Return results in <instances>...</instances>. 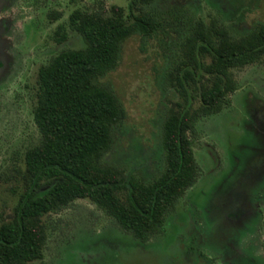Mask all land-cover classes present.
<instances>
[{
    "label": "rangeland",
    "instance_id": "1",
    "mask_svg": "<svg viewBox=\"0 0 264 264\" xmlns=\"http://www.w3.org/2000/svg\"><path fill=\"white\" fill-rule=\"evenodd\" d=\"M128 3L0 0V221L12 216L23 191L15 168H21L24 149L37 138L31 118L37 70L63 48H82L80 37L67 27L65 43H55L57 26H67L75 9H126ZM149 8L162 27L151 38L125 40L117 67L102 79L126 114L103 161L145 182L164 168L161 127L166 110L178 100L165 75L178 61L191 26L214 20L239 38L264 24V0H154ZM53 12L59 15L50 20ZM232 76L236 89L227 95V106L195 123L197 180L166 216L183 232V264L186 251L196 249L214 257L215 264H264L258 237L264 234V60ZM44 223L41 264H150L141 251L145 242L87 200L49 214Z\"/></svg>",
    "mask_w": 264,
    "mask_h": 264
},
{
    "label": "trees",
    "instance_id": "2",
    "mask_svg": "<svg viewBox=\"0 0 264 264\" xmlns=\"http://www.w3.org/2000/svg\"><path fill=\"white\" fill-rule=\"evenodd\" d=\"M153 1L129 0L126 9L113 5L107 11L75 9L67 26H57L55 43H65L67 27L80 37L82 48H63L37 70L31 109L37 138L24 149L21 168H15L23 191L11 218L0 221V264H41L44 219L76 200L89 201L146 242L195 184V123L227 106V95L236 89L233 71L264 60V24L239 38L214 20L191 26L178 61L165 75L178 100L166 110L161 127L164 168L145 182L103 161L126 114L102 79L117 67L125 40L151 38L162 27L149 8ZM58 15L48 13L50 20Z\"/></svg>",
    "mask_w": 264,
    "mask_h": 264
},
{
    "label": "clouds",
    "instance_id": "3",
    "mask_svg": "<svg viewBox=\"0 0 264 264\" xmlns=\"http://www.w3.org/2000/svg\"><path fill=\"white\" fill-rule=\"evenodd\" d=\"M183 232L162 218L157 230L149 234L141 251L150 264H183Z\"/></svg>",
    "mask_w": 264,
    "mask_h": 264
},
{
    "label": "flooded vegetation",
    "instance_id": "4",
    "mask_svg": "<svg viewBox=\"0 0 264 264\" xmlns=\"http://www.w3.org/2000/svg\"><path fill=\"white\" fill-rule=\"evenodd\" d=\"M258 237L261 239V245L259 244V249L261 250V254L264 258V250H263V238L264 234L258 235ZM187 260V262H186ZM215 258L209 256L206 252L198 251L197 249L195 251L189 252L186 251L185 256V263L184 264H215Z\"/></svg>",
    "mask_w": 264,
    "mask_h": 264
}]
</instances>
